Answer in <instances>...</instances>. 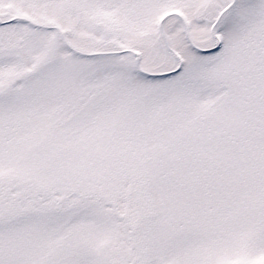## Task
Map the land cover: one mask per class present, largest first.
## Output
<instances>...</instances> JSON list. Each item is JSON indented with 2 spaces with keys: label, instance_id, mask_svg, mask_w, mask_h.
<instances>
[{
  "label": "snow or ice",
  "instance_id": "6c2138e0",
  "mask_svg": "<svg viewBox=\"0 0 264 264\" xmlns=\"http://www.w3.org/2000/svg\"><path fill=\"white\" fill-rule=\"evenodd\" d=\"M0 264H264V0H0Z\"/></svg>",
  "mask_w": 264,
  "mask_h": 264
}]
</instances>
